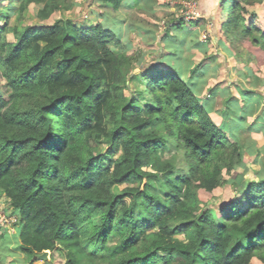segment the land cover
I'll use <instances>...</instances> for the list:
<instances>
[{
    "label": "trees",
    "instance_id": "obj_1",
    "mask_svg": "<svg viewBox=\"0 0 264 264\" xmlns=\"http://www.w3.org/2000/svg\"><path fill=\"white\" fill-rule=\"evenodd\" d=\"M3 1L0 195L21 227L12 236L0 226V259L18 254L33 264L48 251L65 264H264V174L238 181L251 152L234 123L225 128L211 116L216 85L199 97L205 62L189 76L160 56L137 68L143 52H128L115 19L128 0H96L86 18L53 23L46 20L76 2L11 0L21 15L37 9L41 22L23 27L10 24ZM231 1L228 32L264 51V30L248 23L243 5L263 0H214L223 15ZM202 20L174 18L163 36ZM186 39L174 38L175 53ZM236 101L227 98L225 111ZM169 141L183 153L184 173L164 159ZM223 186L235 194L203 202L201 190Z\"/></svg>",
    "mask_w": 264,
    "mask_h": 264
},
{
    "label": "rangeland",
    "instance_id": "obj_2",
    "mask_svg": "<svg viewBox=\"0 0 264 264\" xmlns=\"http://www.w3.org/2000/svg\"><path fill=\"white\" fill-rule=\"evenodd\" d=\"M73 1L76 3L75 8L72 11L56 12L48 20H46V22L53 23L58 18L65 17H72L81 20L88 16L91 8L98 7V3L96 0ZM146 2H140L137 6V9L132 10L134 18L136 19H134L135 24L137 23L145 33H152L156 32V30H159L162 35L168 19L172 16L175 18L181 16L186 19L187 23L190 19L193 18H204L203 22L205 26H207V28L210 30H212L216 25V28L221 34V38L218 39V42L213 40L208 31L205 32V34L208 35V39L206 42L210 46L209 54L217 53V56L219 57H211L215 58V60L212 61V66L214 65L215 67H212L211 72H209L208 85L215 86V84L219 82L220 84L222 83L223 86H228L229 89L231 88L232 93L237 94V91L233 88L232 85L229 86L226 84H230V82H238L242 83V85L246 88H256L259 92L264 94V51L261 47L252 44L250 41L242 39L236 40L234 36H232L231 33L228 32L229 30L227 29V26H225L228 16L232 12V1L226 4L224 10L226 13L225 15H223L220 4H216L214 0H152L151 3H149L148 0ZM1 4L8 8V12L10 13L11 25H18L20 27H23L28 24H36L41 22L36 14L37 9L33 5L30 6L21 15L19 9L20 5L18 2L14 3L11 0H5ZM201 5H205L204 7L207 10V13H204L200 10ZM243 5L246 6L247 9V12H245V16H247L248 23L253 22L257 27H260L264 30V0L262 4L246 5L244 3ZM98 9L103 10L100 7ZM128 10L130 9L128 8ZM110 11H112V9H110ZM121 13L125 16H129V14H132L126 13L124 11H122ZM253 16H256V18H253ZM89 18L91 21H100V19H98L96 15H89ZM208 19H211L214 27L212 24H206L207 21L205 20ZM221 21H223V31L226 33V35L219 29ZM130 36L129 37L132 38V42H128V52H143V56L137 68H139V66L142 64V61L145 60V64L146 62L153 61L158 57V55H156V53H158V45H155L156 38L152 41L154 42L153 45H148L146 42V37H141L139 34L136 35L134 34V32H130ZM8 38L9 40L14 39L12 34H9ZM214 42H216L217 44H214ZM202 57L204 58V55L197 51L196 60H199ZM216 67L218 69L217 71ZM241 72H243V74ZM238 73H241V75H238ZM2 90L6 92V87L2 86ZM218 98L220 99V97ZM211 116L213 118L215 117L214 114H212ZM217 120L218 119H216V121ZM255 136L258 138V140L256 141L258 146L255 150V154L253 151V153L251 152V155H247V159H245L246 169L242 170V174L238 173L240 174V176H237L239 179L238 181L242 182L241 184H243V182L245 184V182L250 179L258 181L259 177L264 174V134L259 133V135ZM252 142H250L249 144H251ZM163 155L164 159L171 160L174 163L176 171L178 173H184L187 170L183 153L182 151H180V149L177 148L175 142L169 141V146ZM234 194L235 193L231 190V188L227 186L220 187L213 192H206L204 190L200 191V197L203 199V202L207 205L209 204V206L220 202L222 199H227ZM216 214L218 215L217 212ZM0 226L2 227L3 231H7L12 236L18 235L21 227V225L18 224L15 215L11 214L10 210L8 209L5 198L1 195ZM16 260H18V262L14 264H27L26 256L18 254L2 256L0 259V264H13V262H15ZM65 262L66 259L60 252L55 253L52 260L36 259L33 264H65ZM251 264L263 263L259 261V259L254 258Z\"/></svg>",
    "mask_w": 264,
    "mask_h": 264
},
{
    "label": "crops",
    "instance_id": "obj_3",
    "mask_svg": "<svg viewBox=\"0 0 264 264\" xmlns=\"http://www.w3.org/2000/svg\"><path fill=\"white\" fill-rule=\"evenodd\" d=\"M142 1L145 3L148 0H128L127 3L123 4V6L116 12L115 19L116 17H118L119 19L118 22V26H120L119 33L120 36L122 37L123 43L127 46L128 42H132V38H130L131 37L130 32H134V34L136 35L139 34L141 37H146L147 38L146 42L148 45H153L154 42L152 41L156 38L155 45H158L157 48L158 53H156V55H158V57L160 56L162 61L163 60L166 62L172 61L174 63H177L178 68L184 71L183 73L185 74V76H189L187 74H190V71L194 63L204 61L205 62L204 64L206 66L205 68L206 72L198 81L199 82L198 84L201 86V89L200 91L197 90L198 91L197 93L201 99L205 98L210 93L209 92L210 85H208L209 82L208 75L209 72H211L212 67L213 68L215 67L214 65L212 66V61L215 60V58H211V57L213 56L218 57V56L217 53L209 54L210 46L208 45L207 42L203 41L202 35L205 34L206 31H208L212 36L213 40L218 42V39L221 38V34L219 33V30L216 28V25L214 27L211 19L205 20L207 21L206 23L207 25L212 24L214 27L212 30H210L207 28V26H205L203 22L204 20H202L199 25L193 28L186 27L183 30L180 29L177 32H172L171 33L172 36L170 35L169 37H165L163 36V34L166 30V27L168 26V23L169 22L172 23L173 19L175 18L172 16L168 19V22L165 26L162 35L159 30H156V32H152V33L149 32L145 33L144 31H142V29L138 26L137 23L135 24L134 14L132 13V10L137 9L138 4ZM151 1L152 0H149V3H151ZM128 8L130 10H128ZM122 11L132 14H129V16H125L124 14L121 13ZM115 19L112 20L110 18L109 23H113ZM179 36L181 37L185 36L187 38L186 39L187 48L182 53L177 54L175 53L177 45L173 41L175 37L179 38ZM194 43L195 44L203 43V44L200 47L199 46L190 47V45L191 44L193 45ZM214 44L217 43L214 42ZM197 51L202 53L204 55V58L202 57L199 60H196ZM169 54H173V56L169 57L168 56ZM217 70L218 69L216 67V71ZM241 73L243 74V72ZM241 73H238V75H241ZM215 85H216L214 89L215 93L213 94V96L210 97L209 100L208 98H206L208 100L207 106L210 114L211 115L214 114L215 115L214 120L216 121V119H218L217 120L218 122L217 121L216 122L224 126L225 128H229L234 123L235 126L239 128V132H240L239 137L241 142L246 144V148L249 149V151L252 153L254 151L255 154V150L258 146L256 142L258 138L255 135H259V133L264 134V94L259 92L256 88H246L242 85V83H238V82L236 83L230 82V84H226L229 86L232 85L233 88L237 91V94L232 93L231 88L229 89L228 86H223L222 83L220 84L219 82H217V84ZM250 91L257 92L258 95L252 97L248 93ZM230 96H234L237 101L232 106L233 108H227V110L225 111L226 109L225 100ZM218 97H220V99ZM249 99H252L254 103L251 105L252 106L251 109L246 110L247 107L249 106L248 105L249 103L246 101H248ZM250 142L252 143L249 144Z\"/></svg>",
    "mask_w": 264,
    "mask_h": 264
},
{
    "label": "water",
    "instance_id": "obj_4",
    "mask_svg": "<svg viewBox=\"0 0 264 264\" xmlns=\"http://www.w3.org/2000/svg\"><path fill=\"white\" fill-rule=\"evenodd\" d=\"M34 259H39V260H48L49 259V252L46 251L43 254L40 255H35Z\"/></svg>",
    "mask_w": 264,
    "mask_h": 264
},
{
    "label": "built area",
    "instance_id": "obj_5",
    "mask_svg": "<svg viewBox=\"0 0 264 264\" xmlns=\"http://www.w3.org/2000/svg\"><path fill=\"white\" fill-rule=\"evenodd\" d=\"M194 19V18H193ZM193 19H190V20H193ZM196 19V18H195ZM208 39V35L207 34H203V40L206 42Z\"/></svg>",
    "mask_w": 264,
    "mask_h": 264
},
{
    "label": "clouds",
    "instance_id": "obj_6",
    "mask_svg": "<svg viewBox=\"0 0 264 264\" xmlns=\"http://www.w3.org/2000/svg\"><path fill=\"white\" fill-rule=\"evenodd\" d=\"M39 260V259H38Z\"/></svg>",
    "mask_w": 264,
    "mask_h": 264
}]
</instances>
